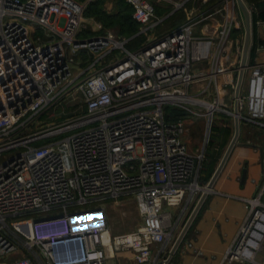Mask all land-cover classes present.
I'll use <instances>...</instances> for the list:
<instances>
[{
	"label": "built area",
	"instance_id": "2783aa9c",
	"mask_svg": "<svg viewBox=\"0 0 264 264\" xmlns=\"http://www.w3.org/2000/svg\"><path fill=\"white\" fill-rule=\"evenodd\" d=\"M125 1L145 30L165 19L149 0ZM230 8L239 9L237 0L221 10ZM85 9L77 0H0V258L23 250L34 264H108L130 252L133 264H152L155 254L170 253L166 244L179 231L171 209L185 206L182 219L206 190L205 152L190 151L186 121L168 119L166 108L178 105L211 122L219 111L234 118L237 103L240 123L264 128V62L248 60L247 94L242 84L235 96L236 80L227 110L222 85L237 16L224 12L208 38L194 27L217 12L130 51L129 39L113 30L81 37ZM38 31L44 38H34ZM117 52L123 59H109ZM209 58L214 66L204 77L217 84L212 103L191 92L194 63ZM61 109L60 121H52ZM125 198L134 199L141 223L113 234L103 204ZM245 201L250 214L226 264L254 262L263 247L264 185ZM84 206L91 207L78 209ZM30 214L37 218H25Z\"/></svg>",
	"mask_w": 264,
	"mask_h": 264
},
{
	"label": "crops",
	"instance_id": "0c3cea01",
	"mask_svg": "<svg viewBox=\"0 0 264 264\" xmlns=\"http://www.w3.org/2000/svg\"><path fill=\"white\" fill-rule=\"evenodd\" d=\"M246 1L248 3V7L252 12V25L253 27L255 26V32L253 31L252 34L251 47V49L254 48L255 44V56L253 60H251L249 57V60L250 63L264 62V20L255 19L254 22L253 16L259 13L258 7L254 2L250 3L248 0ZM157 2L160 3L158 5L162 7V9H157L156 14L157 12H159V14H161L163 18H167L175 13L176 10H173V6L177 5V7H179L182 4H174V2L169 0H157ZM191 10L192 11L187 10L183 19H177L175 21V24L173 25V27H176H172L171 30L178 29L190 20H195L197 16L192 15L195 11L193 9ZM210 23H212L213 25L203 24L201 26V30L197 29V26L201 25V22L197 24L194 27L195 35L205 38L214 35L218 28V22L214 23L213 21H211ZM241 25L242 22L241 24L239 23L238 28H236L234 31L233 37H235L236 34H240L236 37L235 40L233 38L232 53L230 54L228 59L225 60V62L230 66L229 72L226 75L225 79V82L227 81V84L224 83L225 85H222L225 96H228V91L230 90H233L234 93L235 75L236 73H238V64L240 62L239 57H241L239 55L240 52L238 45L235 43H239V39H243L242 31H240ZM210 30L211 33H207V31L209 32ZM238 31L240 32L237 33ZM213 66V60L211 58L194 63L193 72L197 76V79L195 80L191 88V92L193 94L195 92L194 95H210V89L212 87L214 88L212 89L217 94V84H212V82H209L208 79L204 77L209 73L211 67ZM225 115H227V117L230 116L227 113H225ZM183 119L186 121V127L189 126L188 123L191 124V131H196L198 129V124H192V122L195 121L192 116L187 115ZM231 119H233L234 121L233 117H231ZM240 126L242 127L240 136L224 169L215 182L213 189L209 191L207 198L203 202L198 214L196 215L193 223L187 231L179 248L172 256L169 264H226L225 256L228 250L236 245L241 229L246 223V220L248 219L250 214L249 205L245 200L256 196L258 191L260 190V187L264 185V128H262L257 123L246 121H241ZM219 127L226 130L229 128L231 129V126L229 124H224L223 126L219 125ZM185 139L189 147V141L186 136ZM221 139L222 136L220 140ZM222 143L223 141H220L219 144L210 149V151L221 152L223 146L220 145ZM229 144L230 142L222 151V157L217 163V166L222 160ZM244 172H246V178L243 180ZM130 201L135 203L134 199L131 198H125L121 202L128 205V202ZM195 206L196 204L190 206V208L186 210L182 219H179V216L181 215L185 206L171 209L175 220L180 221L179 234L184 228ZM111 218L108 217V223L113 233L114 226L113 222H110ZM136 227L135 225H132L131 227L127 228V230L131 231ZM125 232L128 231L114 234L119 235ZM260 232L261 229L256 230V235H258ZM16 254L17 253L13 255L15 256ZM169 254L168 257L170 256ZM13 255L0 258V264H5L7 261H15L12 257ZM112 260H114L113 263ZM112 260H109L108 264H133L132 254L130 252L119 253ZM249 260L250 259L246 257L243 261H238L237 264H250L252 261ZM253 260L254 262L252 263L264 264V242L263 247L256 252ZM22 263L34 264L33 261L31 263L28 258H26V260Z\"/></svg>",
	"mask_w": 264,
	"mask_h": 264
},
{
	"label": "rangeland",
	"instance_id": "374dc122",
	"mask_svg": "<svg viewBox=\"0 0 264 264\" xmlns=\"http://www.w3.org/2000/svg\"><path fill=\"white\" fill-rule=\"evenodd\" d=\"M88 1H90V0H87V1L82 2V3H85V5H87ZM116 1L117 0H103L102 1L103 2L102 7L104 8V10L107 13H115V12L118 11L117 6H116ZM149 1H151L154 4L156 10L157 9L158 10L162 9V7H160L158 5L160 3L157 2V0H155V1L149 0ZM169 1L174 2V4L175 3H177L179 5L181 3L182 4L179 7H177V5L173 6L174 7L173 10H176L175 13L170 15L169 17H167L165 19L161 16V14H159L157 12V16L159 18H163L164 20H163V22L160 25H158L155 28V31L150 32L148 30H145L146 29L145 27L139 26L138 32L136 34L132 35L131 38H128L129 41H128V44L126 45L127 49H129L130 51L138 50V49L142 48L144 45H146L149 42V39L160 38V37H163V36L169 34V32L171 33L173 31H175L176 29H172L171 30V28L173 27V25L175 24V21L177 19H183L184 18V15L186 14L187 10L188 11L189 10L192 11L191 9H193L195 11L194 14H192V15H195L197 17L193 21L196 22V21H199V20L203 19L204 17H206L205 13H206V10H208V8H209L208 6H210L212 4L211 3L212 0H192L189 4H186L187 0H169ZM218 1L219 2L215 6H213V7L211 6L209 8V10H211L210 11L211 14L215 13V12H217V14H215L212 19H207V20L201 21V25L197 26L198 27L197 29L201 30V26L203 24H205V25L212 24V23H210L211 21H213L214 23L222 22L223 19H224V17H223L224 16L223 15L224 12H229L231 14V16L234 14L235 16H237L238 22L240 24L242 22V25L240 27L241 28L240 31H242L243 39H241V40L239 39V43H235L234 42L235 44L238 45L239 52H240L239 55L241 56L242 50H243V47H244V44H245V27H244V23H243L242 17L240 15V11H239V9H233V8H230V10H221V8L224 7V4H225L226 0H218ZM246 4H248L247 1H246ZM184 21H182V22H184ZM187 23L188 22H186L185 24H187ZM104 29L105 28L103 27V25L100 22H98V20L96 18L88 19V18L84 17V30L81 33V37L89 39V38H93V37L102 36L103 35L102 33H103ZM252 29H253V25H252ZM240 31H238L237 33H239ZM36 33L37 34H35V36H34L35 39H36V37L37 38L38 37L44 38V36H45V33L42 32V31H38ZM117 33H116V35H119ZM207 33H211V30L209 32L207 31ZM239 34H236V36L232 37V39L234 38V40H235L236 37L239 36ZM122 55L123 54H119L118 52L117 53H113V54H111V57L109 59H114L115 60V56H116V59L118 57L120 59H123ZM81 59H82L81 56H78V58H76V61H79ZM239 60H240V57H239ZM74 67H77L76 62L74 63ZM83 68L84 67L82 66V69ZM77 72L78 71L76 70V68H74L73 69V74L76 75ZM236 79H237V73L235 75V81H236ZM212 84H214V82H212ZM248 85H249V74L244 76L243 88H242V94L243 95L247 94ZM212 88L210 89V95L209 94L205 95V96L200 95V96H196V97L198 99H200V100H205V101H208L209 103H212L214 101V99L216 98L215 96L217 95L216 92L213 90L214 88L213 89ZM194 94H195V92H194ZM222 101H223V108H226L227 110H232V106H233V90L228 91V96H225ZM191 106H192L191 108L201 109V112H207V108L206 107L200 108V107L195 106V105H191ZM169 108H177L179 110H183L182 107L178 106V105H172V106H169ZM69 110H72V108L70 107L68 110L65 111V113L67 111H69ZM62 111H63V109H61V111L58 113L57 118H54L52 121H57V122L60 121L59 120L60 118L58 116H60L62 114ZM192 118L195 120L194 122H192V124H198L199 127H198V129L196 131H191V124L190 123H188L189 126L187 125L188 127H186L187 128L186 138L189 141V148H190L191 152L196 153V154H201L202 152H205V159H206V156H207V149L210 150V148H209L210 140L212 141V137H213L212 131H211L210 134L208 132L210 125H211V128H212V126H215L216 124H218L220 126H223L224 124H227V125L229 124L231 126V129L230 128L227 129V133L225 134V138L227 139V141L229 143V142H231V140L234 137V134H235V122L233 121V119H231L230 116L227 117V115H225L224 112H220V111L216 112L215 115H214V118L212 119L211 122H210V119H208L206 117H197V116L194 115V116H192ZM241 128L242 127L240 126V133H241ZM4 161H5V157L0 158V163L1 162L3 163ZM124 204H123V202H121L119 205H115V204L112 203V201H107V202H105L103 204V206L107 210L108 217H110V218L112 217L110 219V222H113V226H114L113 227V234L114 233H121V232H124V231H130V230H127V228L131 227L132 225H135V227H136V226H138L141 223V218H140V216H139V214L137 212L135 203L130 201V202H128V205L127 204L124 205ZM96 206H97L96 204L92 205V207H96ZM90 207L91 206H84V207H80L78 209L84 210V209H87V208H90ZM30 217L31 218H37V214H30L29 216H26L25 218H30ZM133 229H135V228H133ZM179 232L180 231H177V233L175 234V237L172 240V243L166 244V250L171 249V247L173 246L175 240L178 237ZM256 234L257 233L254 234L255 238H257ZM24 256H26V257H24ZM27 256L28 255H27V253L25 251L20 250L19 252H17V254L15 256L14 255L12 256L15 261H13V262L7 261L5 264H11V263L12 264H23L22 262H24L26 260V258H28V260H30V262L32 263L31 258L29 256L28 257ZM167 257H168V253L166 255H163V256H157V254H155L154 255V259L152 261V264H154V262H156L155 264H163L162 262ZM113 261L114 260H112V263H113ZM170 261L167 264H169ZM255 261H256V258H255ZM237 262L238 261H235L232 264H237ZM250 264H255V263L251 262Z\"/></svg>",
	"mask_w": 264,
	"mask_h": 264
},
{
	"label": "trees",
	"instance_id": "16d2710c",
	"mask_svg": "<svg viewBox=\"0 0 264 264\" xmlns=\"http://www.w3.org/2000/svg\"><path fill=\"white\" fill-rule=\"evenodd\" d=\"M79 2H85L87 0H77ZM103 0H90L87 2L86 9L84 12V17L96 18L98 22H100L103 27L105 28L102 34H105L108 30H113L114 32H118L119 36L124 37L127 39L131 38L132 35L136 34L139 30L140 24L133 19V8L130 4H128L125 0H117L116 6L118 11L115 13H107L103 5ZM192 0H187L186 4H189ZM250 3H255L258 7L259 13L253 16V20L255 19H262L264 20V0H248ZM219 1L212 0V4L208 6L209 8L215 6ZM206 10V15L210 14L211 10ZM210 12V13H209ZM159 13V12H158ZM176 26H174L175 28ZM255 27V26H254ZM253 27V31L255 32ZM134 49V48H133ZM255 44L254 48L251 49L250 59L253 60L255 56ZM167 117L170 120L175 119H183L188 114L184 110H179L177 108H166ZM213 137L212 141L210 140L209 148L212 149L214 146L218 145L219 142L223 141L220 146L222 147V151L226 148L228 141L225 137L227 130L224 128L219 127L218 124L212 126L211 128ZM222 136V139L220 140ZM221 152H212L207 149V156L205 162L203 163L201 173H200V183L201 185H207L210 181L211 177L213 176L214 172L217 169V163L219 162L220 158L222 157ZM219 165V164H218Z\"/></svg>",
	"mask_w": 264,
	"mask_h": 264
},
{
	"label": "water",
	"instance_id": "95a60500",
	"mask_svg": "<svg viewBox=\"0 0 264 264\" xmlns=\"http://www.w3.org/2000/svg\"><path fill=\"white\" fill-rule=\"evenodd\" d=\"M238 8L240 11V15L242 17L244 27H245V44L242 50L241 54V62H240V71L237 79L236 89H235V96L239 97L241 93V87L243 84L244 76H245V69L248 64V60L251 53V47H252V13L247 6L246 2L244 0H237ZM234 122H235V134L233 139L231 140L222 160L220 161L216 171L214 172L213 176L211 177L210 181L206 185V190L201 195L198 203L196 204L195 208L193 209L190 217L188 218L184 228L182 229L181 233L178 235L177 239L175 240L173 247L170 251V256L165 264H167L172 256L175 254L177 249L179 248L180 244L182 243L187 231L189 230L191 224L193 223L196 215L198 214L203 202L207 198L209 191L213 189L215 182L217 181L218 177L220 176L222 170L224 169L237 141L240 136V119L238 117V107L237 103L235 104L234 108ZM246 178V172L243 174V180Z\"/></svg>",
	"mask_w": 264,
	"mask_h": 264
}]
</instances>
